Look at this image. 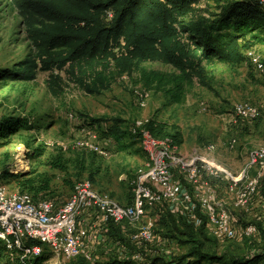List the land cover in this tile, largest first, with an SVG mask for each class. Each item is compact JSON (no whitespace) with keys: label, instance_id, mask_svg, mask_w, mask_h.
Masks as SVG:
<instances>
[{"label":"rangeland","instance_id":"rangeland-1","mask_svg":"<svg viewBox=\"0 0 264 264\" xmlns=\"http://www.w3.org/2000/svg\"><path fill=\"white\" fill-rule=\"evenodd\" d=\"M228 1L232 0H201L198 7L207 11L208 16L218 15ZM253 48L264 59V45ZM32 53L33 47L19 11L10 1L0 0V73L13 69ZM142 67L174 73L173 68L161 63H146ZM47 81V73H39L35 80L28 82L0 80V119H27L33 129L19 130L18 134L1 142L0 177L10 192H21L18 183L10 178V174H19L34 179L37 188L49 185L42 200L63 203L69 199L76 184L89 180L99 192L121 204H130L132 180L147 158L140 142L121 151L106 136V131L116 121L131 131L151 119L175 126L184 137L183 145L177 146L181 156L202 155L236 173L247 164L251 151L264 142V74L257 75L247 59L238 66L217 63L208 67L207 86L196 83L181 105L174 104L164 93L148 91L141 84L138 72L117 78L102 95H88L71 85L56 98L50 93ZM241 103L260 107L261 116L256 123L248 125L238 121L234 109ZM235 121L238 127L234 126ZM232 140H237L234 149L229 148ZM83 141L109 149L110 156L103 158L79 148ZM210 146L215 147L214 152L208 150ZM58 164L65 171L55 168ZM234 212L245 222L255 221L253 217ZM169 216L165 209L149 211L148 218L154 221L156 234L165 241L147 246L150 261L158 256L164 261L178 259L192 249L189 239L182 235L184 229L179 227L180 224L168 222ZM137 228V225L123 224L119 231L128 239ZM110 235L116 243L111 248L113 251L99 248L93 251V262L88 263L123 260L119 246L123 241L112 231ZM209 236L210 241H205L204 245V250L209 253L223 255L229 251L244 256L264 252L263 234L252 241H219ZM2 249L0 264H18L16 256L11 257ZM57 263V259L52 258L47 264Z\"/></svg>","mask_w":264,"mask_h":264},{"label":"trees","instance_id":"trees-1","mask_svg":"<svg viewBox=\"0 0 264 264\" xmlns=\"http://www.w3.org/2000/svg\"><path fill=\"white\" fill-rule=\"evenodd\" d=\"M8 1L19 11L33 53L13 69L0 73V80L28 82L39 73H47L49 91L56 98L71 85L88 95H102L117 78L138 72L148 91L164 93L174 104L181 105L196 83L207 86L208 67L217 63L241 65L247 50L264 45V6L259 0L228 1L218 15L212 16L198 7L201 0ZM146 63L164 64L174 73L149 71L142 67ZM19 130L33 129L27 119H0V148L1 142ZM144 132L157 139H170L178 147L184 143L177 127L156 119L135 131L116 121L105 134L124 151L139 143ZM60 166L55 168L65 171ZM10 178L18 183L21 192L30 193L35 200L49 190V185L37 188L32 178L19 174H10ZM132 199L133 196L128 205ZM168 213L167 221L180 224L192 249L178 259L164 261L158 257L153 264H264V252L240 256L229 251L223 255L205 251V241H210L206 227L196 228ZM257 225L264 235V223ZM121 226H112V233L130 253L136 251L130 238L120 234ZM2 246L0 243V249H4ZM71 264L90 263L79 258ZM106 264L138 263L126 258Z\"/></svg>","mask_w":264,"mask_h":264},{"label":"built area","instance_id":"built-area-1","mask_svg":"<svg viewBox=\"0 0 264 264\" xmlns=\"http://www.w3.org/2000/svg\"><path fill=\"white\" fill-rule=\"evenodd\" d=\"M259 1L264 6V0ZM245 56L255 73L263 75V57L254 48ZM234 114L238 121L252 125L261 110L241 103ZM233 124L238 127L237 121ZM140 144L147 162L132 180L131 205L99 192L89 180L76 184L69 199L59 203L35 200L27 192H10L0 177V243L5 251L16 256L18 264H47L52 258L57 264H71L81 257L93 262V251H113L116 243L111 227L128 224L138 226L130 237L136 251L130 253L120 243L123 260L153 264L159 256L150 261L147 246L165 241L148 218L151 209H165L196 228L205 226L219 241L252 239L260 234L257 223L264 222V142L251 151L247 164L237 173L202 155L181 156L170 139H157L148 132L143 133ZM78 146L103 158L110 156L109 149L97 143L83 141ZM236 146L237 140L229 144L230 149ZM208 150L214 152L215 147ZM234 211L255 221L245 222Z\"/></svg>","mask_w":264,"mask_h":264}]
</instances>
